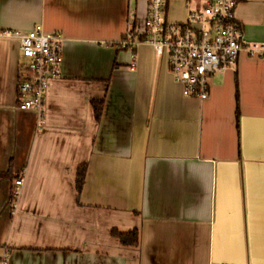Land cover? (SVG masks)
I'll use <instances>...</instances> for the list:
<instances>
[{
    "label": "crops",
    "instance_id": "1",
    "mask_svg": "<svg viewBox=\"0 0 264 264\" xmlns=\"http://www.w3.org/2000/svg\"><path fill=\"white\" fill-rule=\"evenodd\" d=\"M149 0H0V256L9 264H264V59L239 53L186 98L167 55L142 43ZM211 0H167L184 23ZM246 45L264 43V0H236ZM62 36L44 126L17 109L19 42ZM131 33L133 50L119 49ZM91 101H101L97 121ZM236 113L238 128H236ZM85 166L80 193L77 171ZM19 196L9 202L14 181ZM138 232L134 247L113 231Z\"/></svg>",
    "mask_w": 264,
    "mask_h": 264
},
{
    "label": "built area",
    "instance_id": "2",
    "mask_svg": "<svg viewBox=\"0 0 264 264\" xmlns=\"http://www.w3.org/2000/svg\"><path fill=\"white\" fill-rule=\"evenodd\" d=\"M167 0H149L146 37L140 42L150 45L157 56L167 55L169 72L182 87L186 98L205 100L209 79L217 72L233 66L241 51L264 59V43L246 45L243 25L234 17L236 0H211L199 12L189 13L184 23L164 20ZM4 37L19 42L23 76L18 80L17 109L32 111L38 116L36 129L43 128L44 99L49 82L61 79L63 38L58 33H45L40 25L27 32L5 31ZM137 42L127 33L119 49L133 50ZM23 179L17 177L11 191L13 200L19 196ZM13 208V206H12ZM4 251L0 264H9Z\"/></svg>",
    "mask_w": 264,
    "mask_h": 264
},
{
    "label": "trees",
    "instance_id": "3",
    "mask_svg": "<svg viewBox=\"0 0 264 264\" xmlns=\"http://www.w3.org/2000/svg\"><path fill=\"white\" fill-rule=\"evenodd\" d=\"M91 106L93 108L94 117L98 121L100 118L101 110H102V102L101 101H91ZM236 128H238L237 113H236ZM84 176H85V166H81L78 169L77 175H76L75 188H76L77 193H80V191H81L83 181H84ZM0 177H6V178H9L11 180H14L12 178V176L10 175V173H8V172L0 173ZM12 200H13V197H12V194L10 193L9 202H12ZM111 234L114 238H116L119 241L120 245H122V246L134 247L137 245L138 232L136 230H133V231L126 233V234H122V233H118L117 231H113Z\"/></svg>",
    "mask_w": 264,
    "mask_h": 264
}]
</instances>
